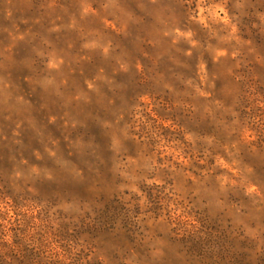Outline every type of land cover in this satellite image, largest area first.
Returning a JSON list of instances; mask_svg holds the SVG:
<instances>
[{"label": "rangeland", "instance_id": "374dc122", "mask_svg": "<svg viewBox=\"0 0 264 264\" xmlns=\"http://www.w3.org/2000/svg\"><path fill=\"white\" fill-rule=\"evenodd\" d=\"M0 264H264V0H0Z\"/></svg>", "mask_w": 264, "mask_h": 264}]
</instances>
